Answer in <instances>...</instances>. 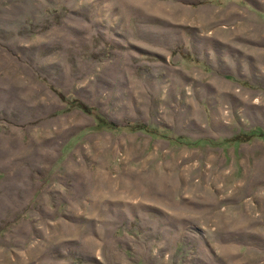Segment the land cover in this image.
<instances>
[{
  "label": "rangeland",
  "instance_id": "rangeland-1",
  "mask_svg": "<svg viewBox=\"0 0 264 264\" xmlns=\"http://www.w3.org/2000/svg\"><path fill=\"white\" fill-rule=\"evenodd\" d=\"M0 264H264V0H0Z\"/></svg>",
  "mask_w": 264,
  "mask_h": 264
}]
</instances>
